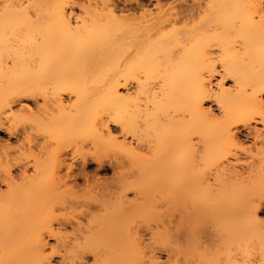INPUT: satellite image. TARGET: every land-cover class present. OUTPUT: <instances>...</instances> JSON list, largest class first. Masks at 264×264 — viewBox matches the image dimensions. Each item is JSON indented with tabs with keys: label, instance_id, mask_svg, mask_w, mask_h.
<instances>
[{
	"label": "bare ground",
	"instance_id": "obj_1",
	"mask_svg": "<svg viewBox=\"0 0 264 264\" xmlns=\"http://www.w3.org/2000/svg\"><path fill=\"white\" fill-rule=\"evenodd\" d=\"M147 1L152 0H0V114L17 104L30 107L26 101L38 104V91L62 90L53 98L55 111L38 119L44 140L55 147L44 149L34 163L15 161L18 175L24 179L32 167L38 177L65 163L69 151L85 150L81 167L70 166L64 180L77 182L87 177L90 156L103 168L100 155L113 153L154 178L149 185L123 179L114 193L116 206L131 202L130 194L135 200L153 194L158 181L181 193L187 245L174 246L166 261L139 247L95 250L96 264H191L189 254L202 264H264V221L259 219L264 201L247 199L249 181L233 176L231 161L241 128L264 127L263 1L211 0L215 14L209 21L203 18L205 27L170 32L163 30L167 24L196 15L200 4L133 26L130 18ZM75 7L83 13L76 15ZM212 47L223 52L232 87L225 78L215 82L213 72L204 73L211 71ZM90 72H101L104 80L96 81L97 74ZM133 76L138 77L135 94L121 92ZM88 78L87 83L101 85L82 91ZM79 79L85 82L81 86ZM65 93L73 100L70 106ZM102 114H110V120ZM145 147L151 158L140 153ZM257 159L264 164V151ZM120 160L109 163L114 171ZM15 179L11 166L0 174V264H54L46 236L56 235L55 226L44 213L53 201L52 189L45 180L27 185ZM259 182L264 183V172L250 180L252 186ZM203 221L199 241L196 229ZM61 255L65 264H88L76 252Z\"/></svg>",
	"mask_w": 264,
	"mask_h": 264
},
{
	"label": "rangeland",
	"instance_id": "obj_2",
	"mask_svg": "<svg viewBox=\"0 0 264 264\" xmlns=\"http://www.w3.org/2000/svg\"><path fill=\"white\" fill-rule=\"evenodd\" d=\"M91 1L94 3L96 0ZM262 1L264 7V0ZM147 2V6L145 5L144 8L137 9L130 18L134 24L133 26L137 25V27H140L142 25L143 27L145 24L147 25V20L149 22V20L153 18L157 19L159 16H171L179 11L183 5L197 6L200 4L198 11L195 13L196 15L169 23L163 30L170 32L174 27L186 30L198 26L200 23L205 27L209 19L213 18V15H211L213 11L210 12V7L214 3L208 6L211 0H160L159 3L157 0H152ZM74 10L76 15L83 13L78 7H75ZM214 12L213 14H215ZM205 17L208 21H204ZM214 28L211 30L212 32L216 29ZM211 31L209 30V33H212ZM208 58L207 63L210 65L211 71L206 69L207 71L204 70V73L208 75L213 72V80L215 82L220 81L219 79L223 77L225 78L226 85L232 87L233 80L222 66L223 52L219 51L216 47H212L209 50ZM138 72H136L138 77H142L141 79H143L144 74ZM92 74H97L100 77L101 72H96V74L90 72L87 75ZM103 75L105 73H102V77ZM135 76L127 81L129 87L127 89H120L121 92H132L135 94L138 88V77L135 78ZM98 77L97 79L95 78L96 81L104 80ZM119 79L121 82L126 81L125 77H120ZM80 80H76L79 83L82 81L80 86L85 82L87 84L82 85V91L89 89L88 87L94 89L101 85L99 81V85L98 83H87L89 78L85 79V82ZM157 83H151V88L154 86L152 89L156 91L159 89ZM78 85L77 89H79ZM61 91L58 88L51 87L45 89L44 92L38 91L36 96L38 104H35L32 100L26 101L25 103H29L30 107L17 104L0 114V120L3 122V125L0 127V174L5 176L6 169L11 166L16 176L15 184L24 182L27 185H31V181L40 182L41 180H45L52 189L53 201L45 208L44 213L49 216L47 221L52 222L55 226L56 235L46 236L49 241V252L53 256L54 264H65L61 254L66 252H70V254L76 252V254L78 253L82 257L85 256L84 260L88 264H96L94 256L91 254L95 250H100L101 252H106L107 250L121 251L132 250L135 247L146 251L158 252L163 256V261H166L168 251L172 250L174 246L180 244L187 245L186 232L188 222L185 221V208L181 199V193L175 192L174 186L168 185V183L164 182L165 180L156 182L157 187H155V192H152L153 194H149L139 200H135L136 197L130 194L129 199L131 202L128 201L129 204L126 202V205L116 206V203H119V201L114 197V193L119 190L120 185L124 182L122 181L123 179H129L128 181H132V183L138 182V184L144 183L149 185L154 178L151 179L153 176L148 174L149 172L146 174L147 171L142 175L139 172L140 170L127 163L128 161L124 157L118 156L119 158H116L117 155L115 156L113 153L100 155L106 162L103 168H99L97 163L92 161L91 156H88L89 165L86 168L88 175L87 177L84 176L86 178L79 176L77 182L69 179L67 183H64V180L70 166L75 167V170L81 167L82 158L88 153L85 154V150L81 152L77 150L78 154L75 153L76 150L75 152L73 150L69 151L68 156H64L66 158L65 163L57 162L46 173L38 177H35L36 173L32 167L29 168L28 174L24 179L18 175L19 171L15 167V161L21 160L25 163H34L36 158L44 156V149L55 147L53 143H46L44 140L38 119L44 117V113L48 110L50 112L55 111L53 98L58 95L57 92ZM68 95L70 94L65 93L63 96L67 99L65 104L70 106L73 100H69ZM208 105L215 112L220 113L217 103L213 100H209ZM102 116L104 121L110 120V114H102ZM111 127L115 132L120 133L118 127L114 125ZM6 128L15 131L13 132L15 136L11 133L9 134ZM122 139L120 138V140ZM72 146L74 147V145ZM86 151L89 150L87 149ZM139 151L146 158H151L153 155L151 154L153 152L146 147ZM262 151H264V127L259 124H252L249 128H241L239 136L236 139V145L233 148L234 154L231 158L234 164L232 174L235 177L239 176L241 179L249 181V190L246 192L249 201H264V183L259 182L254 186L250 183L252 179L257 178L258 180L264 172V164H259L257 159V156ZM118 159L123 160V163L121 162L116 167V171H114L109 163L112 161L116 162ZM120 172H125L124 178L120 179L124 175ZM156 173L158 172L156 171ZM8 189L9 187L6 186L3 188V191H7ZM132 200L139 205H136L135 202L133 203ZM114 203V206L111 205ZM130 203L132 204L130 205ZM134 204L135 206H133ZM259 219L264 221V207L259 214ZM203 228L204 221L200 223L198 230L196 229L199 234L196 237H200L199 241H202ZM188 257L191 258V264H202V261L196 254L191 256L189 254Z\"/></svg>",
	"mask_w": 264,
	"mask_h": 264
}]
</instances>
